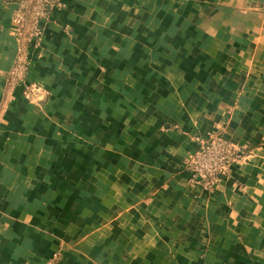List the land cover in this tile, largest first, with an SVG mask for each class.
<instances>
[{
  "label": "crops",
  "instance_id": "1",
  "mask_svg": "<svg viewBox=\"0 0 264 264\" xmlns=\"http://www.w3.org/2000/svg\"><path fill=\"white\" fill-rule=\"evenodd\" d=\"M21 1L0 0V264H264V0H59L37 45ZM219 127L240 158L212 190L185 161Z\"/></svg>",
  "mask_w": 264,
  "mask_h": 264
},
{
  "label": "built area",
  "instance_id": "2",
  "mask_svg": "<svg viewBox=\"0 0 264 264\" xmlns=\"http://www.w3.org/2000/svg\"><path fill=\"white\" fill-rule=\"evenodd\" d=\"M57 6L64 5L59 0H22L14 15L18 35L28 44H39L44 36V24ZM32 67L31 50L24 46L9 72V78L12 86L24 84L26 97L34 99L32 92L41 93L43 89L27 84ZM239 158L238 146L226 137L224 127H219L200 142L198 149L186 159L185 167L191 174L192 183H202L213 190L231 173ZM58 259L59 253L55 252L50 260L41 264H60Z\"/></svg>",
  "mask_w": 264,
  "mask_h": 264
}]
</instances>
